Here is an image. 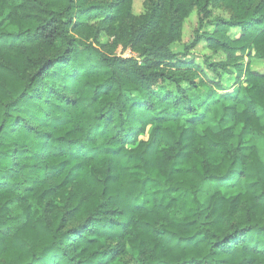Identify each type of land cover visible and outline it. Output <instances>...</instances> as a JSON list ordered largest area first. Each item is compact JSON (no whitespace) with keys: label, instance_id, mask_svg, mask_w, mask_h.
<instances>
[{"label":"clouds","instance_id":"clouds-1","mask_svg":"<svg viewBox=\"0 0 264 264\" xmlns=\"http://www.w3.org/2000/svg\"><path fill=\"white\" fill-rule=\"evenodd\" d=\"M0 264H264V0H0Z\"/></svg>","mask_w":264,"mask_h":264}]
</instances>
